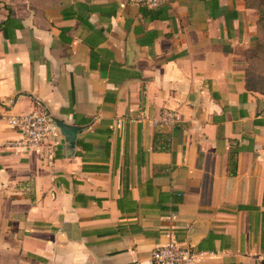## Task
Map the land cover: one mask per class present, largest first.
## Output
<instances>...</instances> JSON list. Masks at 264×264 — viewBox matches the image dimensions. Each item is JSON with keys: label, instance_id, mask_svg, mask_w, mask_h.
Masks as SVG:
<instances>
[{"label": "crops", "instance_id": "0c3cea01", "mask_svg": "<svg viewBox=\"0 0 264 264\" xmlns=\"http://www.w3.org/2000/svg\"><path fill=\"white\" fill-rule=\"evenodd\" d=\"M258 18L245 0H0V264H149L169 224L196 264H264ZM34 110L75 145L7 148L6 118Z\"/></svg>", "mask_w": 264, "mask_h": 264}, {"label": "built area", "instance_id": "2783aa9c", "mask_svg": "<svg viewBox=\"0 0 264 264\" xmlns=\"http://www.w3.org/2000/svg\"><path fill=\"white\" fill-rule=\"evenodd\" d=\"M135 6H143L148 9H158L169 0H126ZM180 120L175 109H164L153 119L156 129L164 134L165 149H169L172 142V129ZM7 124L17 134L16 139L8 140L5 146L9 149L30 150L46 148L49 156L53 155L58 139L61 137L59 128L51 114L43 110H34L25 114L10 115L6 118ZM121 121H117L120 125ZM174 218V213H170ZM175 226L169 224L164 229L165 241L155 247L150 254L149 264H196L198 254L189 247L179 243L174 232ZM207 252L199 253V255Z\"/></svg>", "mask_w": 264, "mask_h": 264}, {"label": "rangeland", "instance_id": "374dc122", "mask_svg": "<svg viewBox=\"0 0 264 264\" xmlns=\"http://www.w3.org/2000/svg\"><path fill=\"white\" fill-rule=\"evenodd\" d=\"M246 4L256 8L258 14L261 13L263 17L257 25L255 42L249 52L248 78L252 86L264 92V0H246Z\"/></svg>", "mask_w": 264, "mask_h": 264}, {"label": "water", "instance_id": "95a60500", "mask_svg": "<svg viewBox=\"0 0 264 264\" xmlns=\"http://www.w3.org/2000/svg\"><path fill=\"white\" fill-rule=\"evenodd\" d=\"M55 123L59 128L62 137H64L67 140V143L70 147H73L75 145V135L77 133V128L65 124L58 119H55Z\"/></svg>", "mask_w": 264, "mask_h": 264}, {"label": "trees", "instance_id": "16d2710c", "mask_svg": "<svg viewBox=\"0 0 264 264\" xmlns=\"http://www.w3.org/2000/svg\"><path fill=\"white\" fill-rule=\"evenodd\" d=\"M245 2H246V0H245ZM249 7H251V6H249ZM251 8H253V7H251ZM256 9V8H255ZM150 10H153V9H150ZM258 12V11H257ZM259 12H260V10H259ZM259 15V18H258V23H259V21L261 20H263V17H262V14L260 13V14H258Z\"/></svg>", "mask_w": 264, "mask_h": 264}]
</instances>
